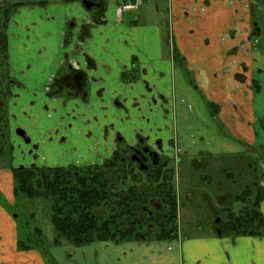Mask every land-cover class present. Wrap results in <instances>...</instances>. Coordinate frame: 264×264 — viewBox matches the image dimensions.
I'll return each instance as SVG.
<instances>
[{"label": "crops", "instance_id": "1", "mask_svg": "<svg viewBox=\"0 0 264 264\" xmlns=\"http://www.w3.org/2000/svg\"><path fill=\"white\" fill-rule=\"evenodd\" d=\"M172 2V33L176 49L186 59V70L194 74L197 89L171 56L164 52L157 26L154 30L143 31L136 20L131 24H125L123 20L118 22L117 1L110 8L107 4L101 24L94 25L89 11L80 4V0L61 1L62 11L55 17L43 12L32 25L25 21L34 29L29 30L26 38V60L30 58L33 61L26 76L29 87L26 102L38 97L39 102L50 108L48 112L31 108L28 112L31 115L28 123L30 130L35 134L37 130L45 132L55 128V118L56 121L61 116L65 118L66 112L71 111L70 108L66 110L60 100L46 99L54 78L71 62L88 76L93 85L88 105H82L81 112L75 111L78 119L73 120L79 123V118L95 121L98 117L102 125L85 124L83 131L95 129L100 133V126L115 125L110 139L114 138L116 131H120L132 140L133 134L141 127L134 103L142 88L140 84H122L121 74L125 68H131L133 58L137 57L147 71L146 80L154 92L169 97L173 107L171 131L189 149L190 157L209 153L211 156L234 158L245 155L247 149L253 146H264V52L256 49L249 37L251 20L248 0ZM217 5L220 7L214 8ZM221 14L226 16V23L221 29L228 33L223 43L215 40L217 37L213 39L210 31L214 30L208 29L212 16L219 17ZM71 20L80 24L67 36L66 29ZM200 20L204 26L203 37L208 36L210 40L194 51L186 42H191L189 35L194 33L191 29L199 26ZM118 100L130 110V119L126 118L127 113L123 109H119L121 107H117L115 102ZM207 101L220 107L218 118L230 137L222 135L217 129L210 118ZM70 121L72 118L66 119V123ZM160 126H164L162 121ZM79 128L75 126V130ZM73 133L75 144H83L86 139L77 135V131ZM51 145L59 148L56 143ZM54 155L55 152H52L49 157ZM262 166L264 168L263 163ZM13 188L11 173H0V189L9 200L14 195ZM261 210L264 214V204ZM18 239L16 222L0 206V264L51 263L40 250L20 251ZM50 256L55 264H264V238L179 236L174 241L96 242L84 247L66 243L53 246Z\"/></svg>", "mask_w": 264, "mask_h": 264}, {"label": "flooded vegetation", "instance_id": "2", "mask_svg": "<svg viewBox=\"0 0 264 264\" xmlns=\"http://www.w3.org/2000/svg\"><path fill=\"white\" fill-rule=\"evenodd\" d=\"M85 1L87 0H80V4L86 8L84 4ZM88 1L91 2V9H86L89 11L94 25L103 23V17L107 6L105 0ZM131 1L132 0L118 1L116 4L117 9H119L120 5L123 3ZM135 3L137 2L135 1ZM248 4L251 20L249 37L255 44V48L264 52V11L260 8L261 6L258 7V5L252 0H248ZM138 9L139 4L136 10L128 11H137ZM123 13L124 11L120 15L121 19L119 21H122ZM25 21L26 9L21 12L19 10L12 12L6 1H3V6H0V160L4 162L7 161L6 163H8L10 167L1 168L0 173L3 171L10 172L14 180L15 169L31 168L34 166L48 168L49 155L52 152H55V155L62 160V162L66 163L65 166L57 167L88 168L102 166L106 169H121L123 171L122 174L126 176L135 175L137 184H139V186H136L137 189H139V192H141V194H148L149 207L148 209H145V213L147 214L146 217L149 218V216H153V212L156 213V216L154 217L155 219L159 218L160 221H163L166 209H168L166 204L172 198L169 199L168 197H164V195L160 196V192L152 185V176L157 174L158 171L163 170L172 176L175 183L179 229V208L181 199L180 196H178V187H176L177 185L175 182V174L177 173V170H175V165H173L174 161L172 156L164 157L163 154L161 155L160 153L162 149H166L168 145L170 146L173 144L174 140L178 138V136L174 135L173 130L171 131L170 125L173 121L170 118V114H172L173 107L170 104L169 97L165 94L154 92L150 82L148 79L146 80L147 71L142 68L137 57H134L131 68H125V70L122 71L121 82L125 85L140 84L142 88V92L139 97L136 98L134 103L135 109H137L136 118L140 120L141 127H139L133 134L132 140H129L120 131H116L114 138L110 139L109 136L112 130L114 131V129H116L115 125L100 126V133L95 129H88V131L85 132L82 129L84 127L83 125L90 123L92 125H102L100 124L102 121L99 120L98 117H95V121L82 120L79 118V123H76L75 120H73L76 119L78 115V113L76 115L75 111L79 110L81 112L82 105H88V100L91 98L90 90L93 85L90 83L88 76L70 62L66 64L69 70L67 71L69 73L68 76H66L67 74L64 72H61L56 78H54L51 86L48 87V96L46 95V99L60 100V102H63L64 106H66V110L70 108L71 111L66 112L67 115L65 118L61 116L58 121H56L55 118L57 124L55 128H50V130L45 132L37 130L34 134L28 127L29 120H31V115H29L28 112L31 108H34V110L37 111L43 112L46 110L48 112L50 111V108L47 104L39 102L38 97H32L31 100L26 102V92L29 91L26 76L27 74L29 75L33 61H30V58L26 60L27 43ZM79 24L78 21L71 20L67 25L66 35L68 36L73 30L75 31V29L79 27ZM16 29L18 32H16ZM168 38L170 43L169 55L174 63H176L175 52L178 54L179 52L176 49L174 36L173 39H171L169 33ZM179 56L184 67L181 65L182 67L178 68H180L182 72L184 71L185 77L188 80H192L193 86L197 89L198 85L197 83H194L195 81L192 78V74L185 68L186 59L180 54ZM75 64L80 66L78 62H75ZM76 100H80L81 103H77ZM72 103L73 106L71 107L70 104ZM115 103L118 108L121 107L119 109H123L124 112L127 113L126 118L130 119V110L123 105L121 100H118ZM210 104H212L213 107H209ZM206 106L210 118L213 119L217 129L220 133L223 132L224 128L218 118L220 107L209 101L206 102ZM56 112L52 111V113ZM67 118H72V121L66 123ZM160 121L164 123L163 127L160 126ZM75 126H80V128L75 130ZM76 131L77 135L80 137L83 136L86 139H84L85 141L92 140V138H94V141H84L83 144H75L76 140L73 136L75 133L73 132ZM9 135L14 136L16 142H11ZM225 136L230 137V134L225 132ZM52 143H56L59 148H54L51 145ZM179 143L183 145L181 141H179ZM262 146L263 145L261 144L260 147L262 148ZM254 148L255 147L253 146L252 148L247 149V153L255 156L258 152L254 150ZM3 151H6L5 157L2 154ZM183 152L186 156L181 158V161L179 162L191 166L199 164L197 162L205 163L207 160H216L217 157H219V155L211 156L209 153H201L196 157H190L188 155L189 149L184 145ZM87 154H92V157L87 158ZM229 157H231L230 160L235 159V157ZM250 164L247 165L250 166ZM205 167L207 166L204 165L203 168L205 169ZM231 176L232 175L229 177ZM261 177L263 179H260L257 182L264 188V186H262L264 176L261 175ZM205 178H207V176ZM131 186L132 185L125 184L123 187L125 190V193L123 194L124 197L129 196L127 190ZM13 189L15 194V186ZM229 197V195L222 196L220 200L221 202L227 201ZM262 204H264V202L260 203V214L264 219V214L261 210ZM216 212L217 211H215V213ZM156 224L155 221L147 223V225L150 226L148 229L150 230L151 235L154 234L152 230L155 229L153 226H156ZM261 229L262 235L254 237L264 238V225ZM179 236L180 232L178 233V238ZM217 236H219V234ZM187 237L188 236H185V238ZM219 237L237 239L233 237H223L222 232Z\"/></svg>", "mask_w": 264, "mask_h": 264}, {"label": "rangeland", "instance_id": "3", "mask_svg": "<svg viewBox=\"0 0 264 264\" xmlns=\"http://www.w3.org/2000/svg\"><path fill=\"white\" fill-rule=\"evenodd\" d=\"M3 1H6L12 12L15 10L21 12L26 9V23L32 25V23L38 21V17H41L43 12L50 13L52 17L58 15L62 11L61 1L63 0ZM3 1L0 0V6H3ZM116 1L121 0H105L109 8ZM135 1L139 4V9L137 11H124L123 22L131 24V21L137 20L142 25L143 31L154 30L157 26L156 29L159 28V33H161V45L164 52L168 55L170 53L169 33L171 39H173L171 20L173 19L172 0H132L131 3H135ZM252 1L258 7L261 6L260 8L264 11V0ZM219 7L220 5H217L214 8ZM70 9L73 10V6H70ZM117 19L118 21L121 19L119 10H117ZM225 19L226 16L224 14H221L219 17L214 15L208 24V29L214 30V32L210 31L213 36L212 38L217 37L215 40L218 39L220 43H223L228 37V33L225 34L223 29H221L226 23ZM214 22L215 26H213ZM198 24L199 26L195 25V29H191V31H194V33L191 32L189 35L191 42H186L194 51H198L200 45L204 47L206 42L210 40L208 36L203 37L205 32L202 33L204 30L202 20L198 21ZM197 27L200 28L196 29ZM29 30L34 31L31 26L26 24V38L30 33ZM200 37H203L201 41ZM181 65L183 66L182 61L178 59L176 66L182 67ZM67 71L69 70L66 65L63 69V72L67 74L66 76L69 74ZM194 77L192 73V78L194 79ZM221 133L225 135L224 130ZM9 138L11 142H16L14 136L9 135ZM177 139L174 140L173 144L168 145L164 149L166 152L162 149L160 153L164 157L172 156L173 165H175V170H177L175 182L176 187H178V196L181 199L179 208L180 236L183 238L185 236H217L218 230L221 228L222 219L227 218V214L229 213L226 208L239 214L243 207L241 201L238 200L239 196L243 194L244 190L250 188L249 185L263 179L261 175L264 174L262 166V163L264 164V147L262 146L261 148L260 145H257L254 150L258 153L255 156L246 153L244 156H238L231 160V157H217L216 160H207L205 163L197 162L199 164L191 166L179 162L186 155L183 152V145ZM2 154L5 157L6 151H3ZM86 157L91 158L92 154H87ZM6 162L0 160V169L10 167ZM48 162V167L65 166L56 155L50 156ZM250 163L252 164L250 165L251 167L247 165ZM203 164L207 166L205 169L203 168ZM228 174L232 176L229 177L230 175ZM206 176L207 178H205ZM226 195L230 196L229 199L221 202L220 198ZM0 206L16 222L19 237L18 246H20L19 242H21V245L24 244L29 248L28 250H40L44 258L51 262L50 264H55L50 256V249L54 246V238L56 237L51 219L52 202L46 198L30 199L23 194H14L12 195V200H9L0 189ZM215 211L218 213H215ZM217 219H220V224L218 225H216ZM36 229L42 231L41 237L35 234ZM63 244H66V242H63Z\"/></svg>", "mask_w": 264, "mask_h": 264}, {"label": "trees", "instance_id": "4", "mask_svg": "<svg viewBox=\"0 0 264 264\" xmlns=\"http://www.w3.org/2000/svg\"><path fill=\"white\" fill-rule=\"evenodd\" d=\"M179 58L175 52L176 63ZM210 106L213 107L212 104ZM122 172L121 169L102 166L15 169V194H23L30 199L46 198L52 202L51 219L56 232L54 246H61L63 242L84 247L96 242H162L178 239V205L172 176L163 170L152 176V185L160 196L172 198L166 204L168 209L164 220L160 221L154 218L156 213L153 212V216L146 217L148 194L139 192L135 175L126 176ZM125 184L132 185L127 190V197L123 196ZM249 187L238 198L243 205L239 214L226 208L229 213L227 218L222 219L223 237L262 235L264 219L260 214V203L264 202V188L257 181ZM152 221L157 223L153 226V235L147 225ZM35 234L41 237L42 231L36 229ZM19 244V250L29 249L21 242Z\"/></svg>", "mask_w": 264, "mask_h": 264}, {"label": "built area", "instance_id": "5", "mask_svg": "<svg viewBox=\"0 0 264 264\" xmlns=\"http://www.w3.org/2000/svg\"><path fill=\"white\" fill-rule=\"evenodd\" d=\"M138 4L137 3H131V2H126L120 5L119 7V14L121 15L123 11H128V10H136Z\"/></svg>", "mask_w": 264, "mask_h": 264}, {"label": "water", "instance_id": "6", "mask_svg": "<svg viewBox=\"0 0 264 264\" xmlns=\"http://www.w3.org/2000/svg\"><path fill=\"white\" fill-rule=\"evenodd\" d=\"M90 3H91V2H89L88 0L84 2L85 6H86V8H87L88 10L91 9ZM218 224H220V219H217V220H216V225H218ZM218 234H219V236H221V229L218 230Z\"/></svg>", "mask_w": 264, "mask_h": 264}]
</instances>
